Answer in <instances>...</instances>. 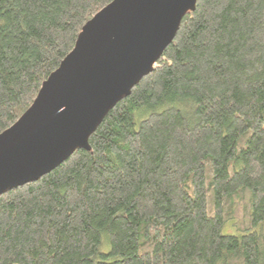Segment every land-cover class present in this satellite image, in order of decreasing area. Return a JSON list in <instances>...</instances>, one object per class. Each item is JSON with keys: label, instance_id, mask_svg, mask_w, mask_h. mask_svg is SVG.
Here are the masks:
<instances>
[{"label": "trees", "instance_id": "obj_1", "mask_svg": "<svg viewBox=\"0 0 264 264\" xmlns=\"http://www.w3.org/2000/svg\"><path fill=\"white\" fill-rule=\"evenodd\" d=\"M110 1L0 0V132ZM88 144L0 194V264H264V0H196Z\"/></svg>", "mask_w": 264, "mask_h": 264}, {"label": "water", "instance_id": "obj_2", "mask_svg": "<svg viewBox=\"0 0 264 264\" xmlns=\"http://www.w3.org/2000/svg\"><path fill=\"white\" fill-rule=\"evenodd\" d=\"M196 0H111L81 27L72 49L29 107L0 132V194L37 180L76 149L151 72Z\"/></svg>", "mask_w": 264, "mask_h": 264}, {"label": "rangeland", "instance_id": "obj_3", "mask_svg": "<svg viewBox=\"0 0 264 264\" xmlns=\"http://www.w3.org/2000/svg\"><path fill=\"white\" fill-rule=\"evenodd\" d=\"M226 228H229V227L225 226L224 229H223L224 232L228 231V230H226Z\"/></svg>", "mask_w": 264, "mask_h": 264}]
</instances>
